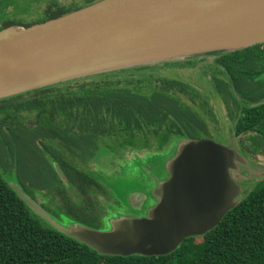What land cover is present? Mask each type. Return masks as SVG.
<instances>
[{
    "label": "trees",
    "instance_id": "1",
    "mask_svg": "<svg viewBox=\"0 0 264 264\" xmlns=\"http://www.w3.org/2000/svg\"><path fill=\"white\" fill-rule=\"evenodd\" d=\"M81 6H49L45 19ZM15 22L21 21L2 27ZM262 54L264 43L210 59L102 72L0 99V146L10 151L14 140L33 152L40 165L27 167L17 154L15 171L19 175L23 166L32 192L19 186L33 199L41 197V206L55 220L103 229L111 212L103 209L100 202L107 204L99 196H108L119 208L125 203L100 179L143 177L135 161L146 165L147 159L166 153L181 139L206 136L199 113L213 109L216 93L228 120L236 113L232 106L238 112L230 121L236 136L264 133V103L250 106L264 100V92L254 93L264 85ZM204 62L207 68L198 65ZM173 68H183L189 76ZM12 149V154L18 152ZM140 149L142 157L136 152ZM128 150L131 159H125ZM116 156L123 163L108 173L101 161ZM93 161L98 162L96 169L88 167ZM3 175L0 172V264H264V178L200 241L186 238L166 255L119 256L100 254L58 231L25 204Z\"/></svg>",
    "mask_w": 264,
    "mask_h": 264
},
{
    "label": "water",
    "instance_id": "2",
    "mask_svg": "<svg viewBox=\"0 0 264 264\" xmlns=\"http://www.w3.org/2000/svg\"><path fill=\"white\" fill-rule=\"evenodd\" d=\"M261 43L264 0H95L41 22L0 29V99L102 72L207 58ZM173 148L159 182L147 175V164L138 165L145 167L144 177L158 182L150 193H133L129 207L125 203L144 209L143 215L119 213L103 229L62 224L41 206V197L11 186L34 213L100 254L166 255L186 238L214 228L238 204L242 187L233 174L250 173L252 165L236 146L208 137L181 139ZM254 176L263 179L264 166Z\"/></svg>",
    "mask_w": 264,
    "mask_h": 264
},
{
    "label": "rangeland",
    "instance_id": "3",
    "mask_svg": "<svg viewBox=\"0 0 264 264\" xmlns=\"http://www.w3.org/2000/svg\"><path fill=\"white\" fill-rule=\"evenodd\" d=\"M85 1L86 0H0V29L5 21V23H7L9 20L15 19H22L25 21L34 20L37 16L41 14L43 9L50 2L62 6H72L73 2H76L78 6H81L82 3H84ZM16 23L23 24L22 21L15 22V24ZM204 56H207V58L210 59L214 55L208 54ZM198 65H206V67L204 68H207V62L199 63ZM172 71H174V73L181 74L182 76H189L188 72H183V68H173ZM214 111L216 113V117L218 118V122L216 123L214 120L212 122L213 125H215V128H217L219 134L206 136L222 144L236 146L239 152L244 154L252 163L250 173L244 172L243 174H233L234 179L240 183L242 187L241 193L242 195H244L245 192L254 188L259 182L260 178L254 175L262 169V166H264V138L262 137L260 139H251L249 138L248 133L242 134L241 136H236L235 134H233L231 129L232 125L229 124L227 118L225 117L224 110L221 106L218 97L214 99ZM209 126H211L210 123ZM45 141H47V139H45ZM12 147H17L18 152L16 151L14 152V154H12L11 150H14L12 149ZM10 148L11 150L9 151V149L5 148L3 145L0 146V172H2V175L4 174L3 176L6 177L5 179H7L10 184L16 183L18 185H21L23 189L30 194L32 192V189L29 188L28 181L24 180V178L29 177V175L24 173L25 171L23 170V166L21 167V172H19V175H17L15 172L17 160L20 156L22 163L25 166L28 165L27 167L38 166L40 165V163L34 157L33 152L27 148V146L21 145L20 143L11 140ZM136 152L139 157L145 155V152L143 151L137 150ZM173 152V147L168 148L166 153L164 151L158 152L156 158L147 159L146 164L148 167L145 168L144 166H142V168H145L147 175L149 173L155 178L157 177L158 182L165 179L166 171L164 164L168 159V155L171 156ZM132 153V150H128L125 159H131L133 157ZM17 154H19L18 157ZM135 162L137 165H140L139 162ZM101 163L104 164L103 169L109 173L113 172V170L115 171L120 169L119 167L123 163V158L116 156L113 159L102 160ZM97 164L98 162L93 161L91 164L88 165V167L91 169H96ZM138 177L141 178V182L138 180L139 178H133L131 174H129L128 176L115 175L112 178H101L100 180L103 181V183H106L109 188H111V191L122 201V204L124 202L129 207V202L133 193L141 191L150 193L149 190L155 187L158 183L157 180L151 178V176ZM19 182H21L22 184ZM243 187L245 188V191L243 190ZM99 199L104 200L105 203L108 205H104L103 202H100V205L103 207V209H109V211L111 212V215H108L107 217L108 220L106 219L108 222L111 219H114V217H117L119 213L120 216H142L144 213V209L135 210L133 208H127L126 206L124 208H119L116 206L115 201L109 198L108 196L100 195ZM108 222L106 224V228L108 227ZM198 241H200L199 237L197 239H194V242Z\"/></svg>",
    "mask_w": 264,
    "mask_h": 264
},
{
    "label": "flooded vegetation",
    "instance_id": "4",
    "mask_svg": "<svg viewBox=\"0 0 264 264\" xmlns=\"http://www.w3.org/2000/svg\"><path fill=\"white\" fill-rule=\"evenodd\" d=\"M74 3H76V2H74ZM86 4H88V3H86ZM86 4H84V5H86ZM49 6H52V7H62V5H59V4H53L52 2H50V3H48L47 4V6L43 9V11L41 12V14L39 15V16H37L34 20H36V19H44V20H47V19H45V17L47 16V12H51V11H47L48 10V7ZM83 6V5H82ZM77 9V8H76ZM74 10V9H73ZM71 11V10H70ZM66 13V12H65ZM53 18V17H52ZM48 19H50V18H48ZM43 20V21H44ZM9 21H14V20H9ZM15 21H16V19H15ZM18 21H23V22H32V21H25V20H22V19H18ZM6 22V21H5ZM39 22H41V21H39ZM34 23H36V22H34ZM31 24H33V23H31ZM3 28V27H2ZM262 60L264 61V54H262ZM262 75H264V73L262 74ZM262 75H260V76H262ZM257 78H260L259 76L257 77ZM219 92V91H218ZM261 92H264V85L263 86H261L258 90H255V92L254 93H261ZM249 95H251V94H249ZM216 97H218L219 98V100H220V97H219V94L218 93H216L215 95H213V98H212V101H214V99L216 98ZM232 110H233V112H235L236 111V113L234 114V115H232V117H229L230 119L228 120V117L227 116H225L226 118H227V120H228V122H229V124H233V123H231V122H233L235 119V115L238 113L237 112V110H234V108H233V106H232ZM239 113H240V110H239ZM200 114V117L203 119V121H204V123H205V127H204V130H206L205 131V133L209 136H211V135H217V134H219V132H218V130H217V128H215V125H213V120L217 123L218 122V118L216 117V113H215V111H214V107H213V109L212 110H208L207 112H206V114H204V113H202V112H200L199 113ZM224 115H225V112H224ZM214 117V118H213ZM231 121V122H230ZM209 123L211 124V126H209ZM231 129H232V127H231ZM217 132V133H216ZM232 132H233V129H232ZM245 133H248L249 134V138H251V139H256V138H264V133H262V132H259V131H247V132H244V133H241L240 135H238V136H241L242 134H245ZM255 135V136H254ZM199 137H207V136H198V137H195V138H199ZM240 140V139H239ZM140 151H144L143 149H140ZM127 153H128V151H127Z\"/></svg>",
    "mask_w": 264,
    "mask_h": 264
}]
</instances>
